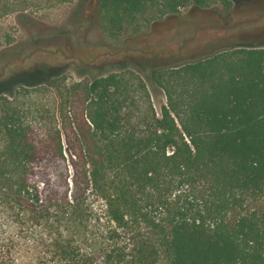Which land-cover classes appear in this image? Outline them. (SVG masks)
Wrapping results in <instances>:
<instances>
[{"label": "trees", "instance_id": "16d2710c", "mask_svg": "<svg viewBox=\"0 0 264 264\" xmlns=\"http://www.w3.org/2000/svg\"><path fill=\"white\" fill-rule=\"evenodd\" d=\"M236 5L98 0L114 48L189 9L229 36L73 83L0 80V264H264V24Z\"/></svg>", "mask_w": 264, "mask_h": 264}, {"label": "rangeland", "instance_id": "374dc122", "mask_svg": "<svg viewBox=\"0 0 264 264\" xmlns=\"http://www.w3.org/2000/svg\"><path fill=\"white\" fill-rule=\"evenodd\" d=\"M234 1L235 21L245 22L247 29L252 20L264 24V0ZM263 32L256 30L250 36ZM228 36L215 10L189 9L179 17L157 22L142 35L123 38L114 48L100 33L98 0H2L0 80L44 69L73 83L133 62L172 63L194 58ZM89 69L101 72L86 73ZM36 102L46 108L50 93L42 92ZM155 103L159 110L164 97L159 96Z\"/></svg>", "mask_w": 264, "mask_h": 264}]
</instances>
